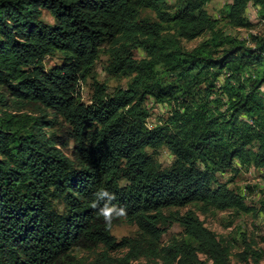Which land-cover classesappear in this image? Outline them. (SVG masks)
I'll return each instance as SVG.
<instances>
[{
	"label": "trees",
	"instance_id": "obj_1",
	"mask_svg": "<svg viewBox=\"0 0 264 264\" xmlns=\"http://www.w3.org/2000/svg\"><path fill=\"white\" fill-rule=\"evenodd\" d=\"M210 1L0 0V264H230V247L177 211H255L249 187L218 175L264 168V34L241 40L220 22L252 28V5L264 23V0H231L219 20ZM101 54L125 86L97 80ZM148 100L168 109L152 127ZM99 190L126 209L107 226L90 207ZM120 220L135 237L115 239ZM170 223L181 236L160 246ZM261 253L244 242V264Z\"/></svg>",
	"mask_w": 264,
	"mask_h": 264
},
{
	"label": "rangeland",
	"instance_id": "obj_2",
	"mask_svg": "<svg viewBox=\"0 0 264 264\" xmlns=\"http://www.w3.org/2000/svg\"><path fill=\"white\" fill-rule=\"evenodd\" d=\"M173 2L174 0H167L168 4H173ZM230 2L231 0H211L205 6V10L210 16L219 20L220 10L225 4ZM142 13L143 17L154 18V14L149 10H145ZM42 16L47 23L53 22L47 12L43 11ZM246 16L252 24V28L250 29H232L228 26H224L223 22H220V27L227 34L245 41H249L250 35L264 34V23L259 21L254 6L248 5ZM207 38L208 36H203L192 42H184L183 46L187 49H192L205 41ZM142 57L143 54L141 52L135 53L136 59ZM58 61L59 56L56 55L52 58H47L46 65L49 67L56 64ZM106 65V54H101L99 60L97 61L95 70L97 80L100 83L107 84L110 90L120 86H125L127 79L113 78L106 75L104 72ZM89 82L90 80L87 81L81 95L82 101L86 103L89 102L90 99ZM219 83H221V80ZM146 105L149 108L150 113L148 127H152L155 123L159 122L160 119H165L167 117L168 109H164L159 105L151 103V100H148ZM64 152L68 154L69 151L64 150ZM155 159L161 168H168L173 160L168 151L165 149L157 151ZM218 180L220 182H229L232 180L228 186L236 191L249 187L246 195H244L245 204L248 207L253 208L255 211L249 214H236L231 211L206 210L200 205H188L177 211L179 216H183L187 212L194 213L195 216H197V218L203 223L205 228L213 232L218 239L223 240V242L230 247V264H244V256H242L244 242L249 244L252 249L260 250L262 252V259L258 264H264V168L256 169L250 167L243 168L237 173L227 172L222 175H218ZM174 212H176V210ZM136 233L137 228L123 220L116 222L111 229V234L117 241L124 237H135ZM181 233L182 230L178 227L177 223H170L169 227L165 229L160 246L167 245L173 238H180ZM199 259L204 260V257L199 255ZM156 261L157 264H161L159 259H156ZM249 262L251 263L250 258ZM135 264H147V261L141 258L139 261L135 262ZM208 264H212V262L209 261Z\"/></svg>",
	"mask_w": 264,
	"mask_h": 264
},
{
	"label": "clouds",
	"instance_id": "obj_3",
	"mask_svg": "<svg viewBox=\"0 0 264 264\" xmlns=\"http://www.w3.org/2000/svg\"><path fill=\"white\" fill-rule=\"evenodd\" d=\"M95 199L90 202L92 209H98V217H102L105 225H109L114 218H119L126 214V209L122 206L112 204L115 196L107 190H99L95 194ZM101 201L103 204L101 205Z\"/></svg>",
	"mask_w": 264,
	"mask_h": 264
}]
</instances>
